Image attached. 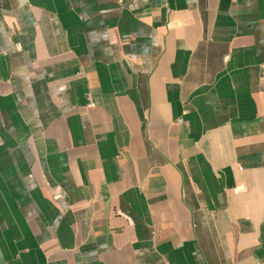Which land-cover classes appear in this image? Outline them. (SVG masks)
Segmentation results:
<instances>
[{
  "label": "crops",
  "instance_id": "1",
  "mask_svg": "<svg viewBox=\"0 0 264 264\" xmlns=\"http://www.w3.org/2000/svg\"><path fill=\"white\" fill-rule=\"evenodd\" d=\"M0 264H264V0H0Z\"/></svg>",
  "mask_w": 264,
  "mask_h": 264
},
{
  "label": "built area",
  "instance_id": "2",
  "mask_svg": "<svg viewBox=\"0 0 264 264\" xmlns=\"http://www.w3.org/2000/svg\"><path fill=\"white\" fill-rule=\"evenodd\" d=\"M17 49H21L19 44H16ZM55 198H59V196H55Z\"/></svg>",
  "mask_w": 264,
  "mask_h": 264
}]
</instances>
